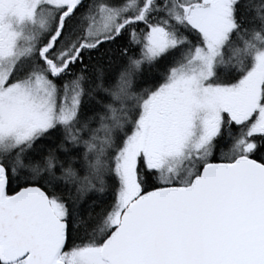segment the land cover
I'll use <instances>...</instances> for the list:
<instances>
[{"label": "snow or ice", "instance_id": "obj_1", "mask_svg": "<svg viewBox=\"0 0 264 264\" xmlns=\"http://www.w3.org/2000/svg\"><path fill=\"white\" fill-rule=\"evenodd\" d=\"M0 264H264V0H0Z\"/></svg>", "mask_w": 264, "mask_h": 264}]
</instances>
